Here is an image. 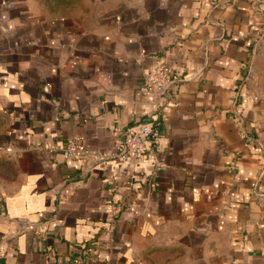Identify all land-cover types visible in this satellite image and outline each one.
Masks as SVG:
<instances>
[{
    "label": "crops",
    "instance_id": "crops-1",
    "mask_svg": "<svg viewBox=\"0 0 264 264\" xmlns=\"http://www.w3.org/2000/svg\"><path fill=\"white\" fill-rule=\"evenodd\" d=\"M0 264H264V0H0Z\"/></svg>",
    "mask_w": 264,
    "mask_h": 264
},
{
    "label": "built area",
    "instance_id": "built-area-1",
    "mask_svg": "<svg viewBox=\"0 0 264 264\" xmlns=\"http://www.w3.org/2000/svg\"><path fill=\"white\" fill-rule=\"evenodd\" d=\"M172 78L166 68L160 67L144 81L141 92L147 96L152 92L162 96L172 83ZM154 137L155 129L152 123L142 126L139 130L127 127L123 131L121 143L116 147V155L125 159L127 165L143 156L150 157L149 147L153 143ZM61 153L66 159L76 160L80 167H86V164L91 160L100 161L108 156V153L86 150L78 137L67 140Z\"/></svg>",
    "mask_w": 264,
    "mask_h": 264
},
{
    "label": "trees",
    "instance_id": "trees-1",
    "mask_svg": "<svg viewBox=\"0 0 264 264\" xmlns=\"http://www.w3.org/2000/svg\"><path fill=\"white\" fill-rule=\"evenodd\" d=\"M153 127H154V125H153ZM155 129V128H154Z\"/></svg>",
    "mask_w": 264,
    "mask_h": 264
}]
</instances>
